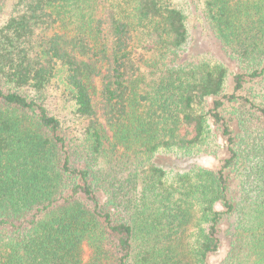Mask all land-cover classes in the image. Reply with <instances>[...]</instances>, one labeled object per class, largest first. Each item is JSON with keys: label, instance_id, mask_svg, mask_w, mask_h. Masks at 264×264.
Wrapping results in <instances>:
<instances>
[{"label": "trees", "instance_id": "16d2710c", "mask_svg": "<svg viewBox=\"0 0 264 264\" xmlns=\"http://www.w3.org/2000/svg\"><path fill=\"white\" fill-rule=\"evenodd\" d=\"M11 12L0 264H209L224 223L223 264H264V0H14ZM200 28L223 58L191 52ZM54 87L82 152L49 110ZM219 137L217 169L155 161L214 155Z\"/></svg>", "mask_w": 264, "mask_h": 264}, {"label": "rangeland", "instance_id": "374dc122", "mask_svg": "<svg viewBox=\"0 0 264 264\" xmlns=\"http://www.w3.org/2000/svg\"><path fill=\"white\" fill-rule=\"evenodd\" d=\"M14 0H7L5 7L3 9L2 15L0 16V24H2L7 17L12 13V5ZM200 25L199 17L197 19H191L189 21V26L196 29ZM201 35H205L200 28V31H196L194 33L193 41L190 45V49L194 54H209L212 56H216L217 58H223V54L221 50L214 46L210 42H206L205 38H202ZM221 57V58H220ZM224 62L227 64L230 72L234 73L238 71V66L229 59L224 58ZM144 71V69L142 70ZM95 87L97 94L95 95V102L99 101V92H100V82L98 79L95 80ZM48 99H49V110L52 114H54L61 122L62 129L64 134L68 139V143L74 149L77 147L78 151L82 152L81 146V135H80V123H78L73 115V103L70 101L68 97L61 93V89H57V87L51 88L48 91ZM216 145L218 149L216 154L214 155H201L185 160H174L167 156H159L156 157V162L165 168H174V169H185L192 165H199L209 170L217 169L221 165V161L224 159L225 151H224V143L223 140L219 137L217 138ZM85 154V152H84ZM101 161L102 158L100 159ZM232 180H230L231 186H235L236 180L233 179L235 174H232ZM217 209L221 210V207L217 205ZM228 223H224L221 226L222 230V244L218 250V252L212 255L209 258V264H223L224 259L227 256L229 251V240L230 238L226 236L225 230L227 229Z\"/></svg>", "mask_w": 264, "mask_h": 264}]
</instances>
